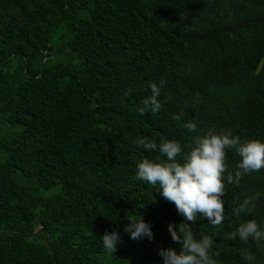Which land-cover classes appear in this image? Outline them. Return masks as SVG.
Wrapping results in <instances>:
<instances>
[{
  "label": "trees",
  "instance_id": "1",
  "mask_svg": "<svg viewBox=\"0 0 264 264\" xmlns=\"http://www.w3.org/2000/svg\"><path fill=\"white\" fill-rule=\"evenodd\" d=\"M161 80V110L140 115ZM209 129L264 143V0H0V264H163L183 218L136 177L160 157L136 141L186 152ZM240 159L226 150L229 172ZM224 184L223 223L197 217L193 234L217 264H264V245L225 238L249 219L264 229V169ZM141 214L152 241L123 231Z\"/></svg>",
  "mask_w": 264,
  "mask_h": 264
},
{
  "label": "clouds",
  "instance_id": "2",
  "mask_svg": "<svg viewBox=\"0 0 264 264\" xmlns=\"http://www.w3.org/2000/svg\"><path fill=\"white\" fill-rule=\"evenodd\" d=\"M165 81L161 80L159 86L153 82L149 84L151 95L141 101L139 114L144 115L146 110L157 114L161 110V103L157 99L160 87ZM179 118V117H177ZM185 127L194 132L195 123H187ZM146 151H158L161 159L144 158L137 164L136 177L146 181L167 201L173 203L177 213L183 218L178 225L169 223L168 232L173 242L179 244L177 252L172 247L158 248V255L163 264H217L213 258L218 252H213V240L210 236L197 239L190 227L197 217L206 219L213 227L220 226L224 221V181L239 183L244 175L264 169V143L258 140H241L231 131L217 132L209 129L203 135L193 137V146L183 151L179 142L164 140L157 144L147 138H138L136 141ZM226 150H233L241 158L233 172L228 171L226 164ZM179 158V159H178ZM227 173V176H225ZM259 193L246 197L237 202L234 215L255 207L254 201ZM129 223L123 231L129 234L132 240L147 238L153 240L154 234L149 223L145 222L142 214L139 218L128 219ZM101 237L105 250L114 254L120 241L116 231H105ZM239 237L247 243L249 239L264 245V229H261L255 220L240 223L232 232L225 234V238L233 240ZM241 256L252 261L254 257L247 249L240 250Z\"/></svg>",
  "mask_w": 264,
  "mask_h": 264
}]
</instances>
